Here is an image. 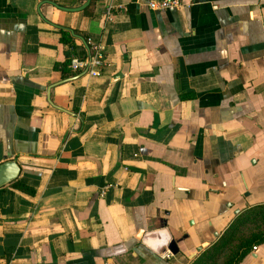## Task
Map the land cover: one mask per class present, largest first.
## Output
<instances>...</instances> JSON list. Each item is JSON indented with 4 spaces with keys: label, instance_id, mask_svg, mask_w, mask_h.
<instances>
[{
    "label": "crops",
    "instance_id": "1",
    "mask_svg": "<svg viewBox=\"0 0 264 264\" xmlns=\"http://www.w3.org/2000/svg\"><path fill=\"white\" fill-rule=\"evenodd\" d=\"M147 1L0 0V264H190L264 215V0ZM62 28L96 75L56 67Z\"/></svg>",
    "mask_w": 264,
    "mask_h": 264
},
{
    "label": "trees",
    "instance_id": "2",
    "mask_svg": "<svg viewBox=\"0 0 264 264\" xmlns=\"http://www.w3.org/2000/svg\"><path fill=\"white\" fill-rule=\"evenodd\" d=\"M88 13H90L87 9H85ZM75 31L69 29H61V37L60 40L65 45L64 53L65 59L62 62L56 64V67L62 71V73L67 74L70 72L69 62L70 58L73 55L78 57H83L87 53V49L85 46L82 48H78L74 43ZM13 185L18 189L25 191L27 193H33L34 190L32 187L20 182L14 181ZM254 215L245 214L241 217H238L237 220L233 221L230 226L226 229L223 236L210 245L208 248L204 249L199 253L197 257H195L190 264H206L212 258L217 257V255L222 252L224 254L228 253V245L231 247L233 233L238 230L240 226L245 225L247 221L253 218ZM264 242V230L253 233L250 237H246L245 239H241L237 241L235 246V251L231 255H226L227 258L222 262V264H236L240 257L248 253L253 246L257 244H261Z\"/></svg>",
    "mask_w": 264,
    "mask_h": 264
},
{
    "label": "built area",
    "instance_id": "3",
    "mask_svg": "<svg viewBox=\"0 0 264 264\" xmlns=\"http://www.w3.org/2000/svg\"><path fill=\"white\" fill-rule=\"evenodd\" d=\"M147 5L153 10H165L170 7H177L180 5L179 0H148ZM111 11L106 10V17L110 18ZM87 53L83 57H78L76 55L71 56L69 62V68L72 73H77L79 71L88 72L90 75H96L102 65L104 64V47L96 41H89L86 43ZM104 193V190L100 191V195ZM255 249V246H253ZM171 253L165 255L169 258Z\"/></svg>",
    "mask_w": 264,
    "mask_h": 264
},
{
    "label": "rangeland",
    "instance_id": "4",
    "mask_svg": "<svg viewBox=\"0 0 264 264\" xmlns=\"http://www.w3.org/2000/svg\"><path fill=\"white\" fill-rule=\"evenodd\" d=\"M263 230H264V215H261L260 217L251 218L249 221H247V223H245L244 226L234 231L231 247L228 245V247L226 248L228 249V253L224 254L220 252L217 255V257L210 259L209 261H207L206 264H222L225 258H227L226 255L227 256L231 255L235 251L234 249L237 243L235 241H240L241 239L250 237L253 233H257ZM236 234H240L241 236Z\"/></svg>",
    "mask_w": 264,
    "mask_h": 264
},
{
    "label": "water",
    "instance_id": "5",
    "mask_svg": "<svg viewBox=\"0 0 264 264\" xmlns=\"http://www.w3.org/2000/svg\"><path fill=\"white\" fill-rule=\"evenodd\" d=\"M85 2L80 8H84L86 4ZM19 173V166L16 164L14 160H8L0 164V186L4 185L6 183H9L10 181L14 180ZM167 248L172 254H176L179 252V246L175 239H171L169 243L167 244ZM202 249V246H198L196 248L197 251H200ZM196 254V252H193L190 257H193Z\"/></svg>",
    "mask_w": 264,
    "mask_h": 264
}]
</instances>
